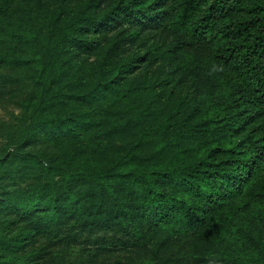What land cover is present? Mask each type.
<instances>
[{
  "label": "trees",
  "instance_id": "1",
  "mask_svg": "<svg viewBox=\"0 0 264 264\" xmlns=\"http://www.w3.org/2000/svg\"><path fill=\"white\" fill-rule=\"evenodd\" d=\"M0 99V264H264V0H0Z\"/></svg>",
  "mask_w": 264,
  "mask_h": 264
},
{
  "label": "rangeland",
  "instance_id": "2",
  "mask_svg": "<svg viewBox=\"0 0 264 264\" xmlns=\"http://www.w3.org/2000/svg\"><path fill=\"white\" fill-rule=\"evenodd\" d=\"M14 3L17 0H13ZM143 42V46L135 45V38L122 37L116 45V54L122 56L127 54L130 51L135 50L136 52H144L147 50L146 46H162L160 49L155 51L153 61H151L150 68H146V71L149 76L152 78L160 77L162 73L168 68V58L162 54L164 48H169L171 46L168 40H165L164 37H159L153 35V32L144 31L137 34ZM154 47V48H155ZM188 83V82H186ZM189 84V83H188ZM181 89H185V86L182 84H176ZM18 109L5 100L0 99V122H8L7 127L14 126L15 118L17 117ZM6 128V126H5ZM15 128H11V131L7 129L8 132H14ZM16 132V131H15ZM14 132V133H15ZM13 133V134H14ZM6 134L0 128V150L4 147L3 140ZM2 152V151H0ZM120 248L117 246H111V251L106 253L92 255L87 254L82 248L83 246H70L63 247L59 254L52 258L48 264H175L176 260L180 259L182 256L179 252V255L172 254L171 250L168 251L164 248H157L155 242L143 246L142 248L128 247Z\"/></svg>",
  "mask_w": 264,
  "mask_h": 264
},
{
  "label": "clouds",
  "instance_id": "3",
  "mask_svg": "<svg viewBox=\"0 0 264 264\" xmlns=\"http://www.w3.org/2000/svg\"><path fill=\"white\" fill-rule=\"evenodd\" d=\"M216 67V71H223V66L222 65H217Z\"/></svg>",
  "mask_w": 264,
  "mask_h": 264
}]
</instances>
